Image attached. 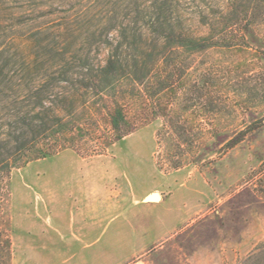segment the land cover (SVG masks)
<instances>
[{"label": "rangeland", "instance_id": "374dc122", "mask_svg": "<svg viewBox=\"0 0 264 264\" xmlns=\"http://www.w3.org/2000/svg\"><path fill=\"white\" fill-rule=\"evenodd\" d=\"M132 1L0 0V98L10 96L0 129L23 107L13 96L46 79L25 74V63L54 59L69 25L76 37L67 55L90 52L104 64ZM159 1L170 19H184L197 47H175L179 70L157 96L127 80L117 88L127 96L92 95L96 108L70 125L76 144L14 168L6 187L0 181L12 264H264V2ZM157 69L167 78L172 68ZM9 80L24 86L7 90ZM114 101L126 118L119 130L102 112ZM83 189L107 190L101 226L80 242L72 234ZM175 189L185 190L170 204L132 205Z\"/></svg>", "mask_w": 264, "mask_h": 264}, {"label": "trees", "instance_id": "16d2710c", "mask_svg": "<svg viewBox=\"0 0 264 264\" xmlns=\"http://www.w3.org/2000/svg\"><path fill=\"white\" fill-rule=\"evenodd\" d=\"M260 2L264 0H257V4ZM165 9V3L159 0L150 5L133 0L129 10L130 22L120 32V43L115 46L109 41L111 45L104 64L92 61L90 52L84 55L79 54L78 50L72 57L67 55L69 50L71 52L67 43L76 37L75 30L69 25L64 27L61 39L56 37L54 40L50 52L55 54L54 59L45 60L37 56L24 64L25 74H32L34 70L44 72L46 79L31 86L27 95L13 96L14 104L20 103L23 107L9 115L6 126L0 129L2 185L6 187L14 168L33 160L46 159L76 144L77 127L70 125L72 119L91 106L88 101L92 95L103 96V99L112 91L117 95L120 93L118 84L127 80L145 85L146 91L150 90V93L153 89L152 95L157 96L166 88V82H174L179 70L175 61V47L194 48L197 47V41L188 34L184 19L176 23L168 17ZM160 66L172 68L167 71V78L157 72ZM152 78H156V81L151 88L148 82ZM18 83L9 80L5 88L14 90L24 86L23 80ZM120 94L127 96L130 91ZM9 99L10 96L4 100L0 98V104ZM111 104V107L106 105L102 112L107 114L111 126L119 130L126 118L118 101ZM260 190L264 193V189ZM12 263L11 239L0 231V264Z\"/></svg>", "mask_w": 264, "mask_h": 264}, {"label": "crops", "instance_id": "0c3cea01", "mask_svg": "<svg viewBox=\"0 0 264 264\" xmlns=\"http://www.w3.org/2000/svg\"><path fill=\"white\" fill-rule=\"evenodd\" d=\"M83 190L85 192V200L83 202V205L79 209L80 219L77 222L78 228L72 234V237L80 242L92 240V236L97 233V227L101 226L103 207H104L102 194L103 191L107 189H83ZM183 190L185 189H175L174 193H172V195L169 196L164 195L162 191H158L157 193L152 195V196L155 195L156 198L155 200H150V198L148 202H146V199L142 201L138 200L137 202H134L132 205L135 206V204L137 203L138 206L145 205L147 207L156 209L157 207L162 206L165 203L170 204L172 201L176 200L177 194ZM110 206L112 207L113 205L111 204ZM180 206L184 208L182 201L180 203ZM184 206L187 207L185 204ZM115 207L117 206L115 205ZM75 224H76V220L73 221V227ZM87 246L89 245H86V247Z\"/></svg>", "mask_w": 264, "mask_h": 264}]
</instances>
